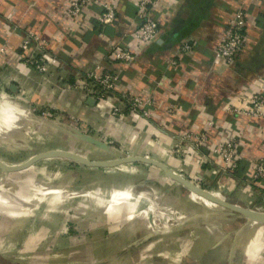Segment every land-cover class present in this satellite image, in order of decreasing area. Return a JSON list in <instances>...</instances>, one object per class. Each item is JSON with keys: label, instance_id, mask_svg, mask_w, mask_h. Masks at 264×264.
Masks as SVG:
<instances>
[{"label": "crops", "instance_id": "1", "mask_svg": "<svg viewBox=\"0 0 264 264\" xmlns=\"http://www.w3.org/2000/svg\"><path fill=\"white\" fill-rule=\"evenodd\" d=\"M71 1L0 0V148L29 153L17 162L0 158L17 164L55 149L92 160L148 155L217 195L263 210L264 181L251 182L249 177L253 161L264 158V113L253 117L233 109L247 110L248 99L264 83V0H159L152 14L160 29L148 46L135 39L139 0L97 1L78 17L67 12ZM103 1L112 3L117 13L115 22L105 26L98 23ZM238 9L245 13L246 45L233 62L219 61L215 47ZM30 31L47 40L48 55L57 59L45 74L27 63L21 48ZM185 39H193L194 50L176 57ZM127 43L136 55L131 65L111 57L115 48ZM172 59L178 63L170 64ZM90 71L118 72L121 92L151 99L149 116L126 105H122V116L113 115V107L121 104L115 94L90 102L86 93L73 87L79 76ZM188 133L208 134L203 149L183 138ZM87 136L109 147H97ZM230 138L239 141V174L222 171L223 160L212 155L214 147ZM47 162L60 165L55 175L50 174L52 178L35 188L26 185L27 180L33 181L28 178H20L23 187L16 185V175ZM166 191L202 207L206 214H183L177 226H159L148 203ZM192 194L159 167L145 162L91 167L49 158L18 172L0 170L1 206L32 203L43 207L47 216L40 221L45 234L39 248L45 251L30 264H38L34 260L40 264H128L135 251L173 236L187 251L186 263L256 264L247 251L253 239L250 228L264 229V225L250 223L223 207H210ZM211 215H221V226L227 218L245 221L235 232L213 235L202 229ZM49 249H55V255ZM14 262L8 259L7 263Z\"/></svg>", "mask_w": 264, "mask_h": 264}, {"label": "built area", "instance_id": "2", "mask_svg": "<svg viewBox=\"0 0 264 264\" xmlns=\"http://www.w3.org/2000/svg\"><path fill=\"white\" fill-rule=\"evenodd\" d=\"M101 0H72L68 7V14L71 17H78L87 5ZM159 0H139L137 3V19L138 28L135 31L136 42L142 46H148L156 39L160 24L153 16V8L157 6ZM117 19L116 8L112 3L103 1L102 12L98 17V23L105 26L115 22ZM247 42L246 38V21L243 9H238L228 25L225 26L222 35L215 47V59L226 63L233 62L243 51ZM195 43L193 39L183 40L181 46L176 51V57L180 53H190L194 50ZM26 53V61L39 73L45 74L50 69L52 63H56V57L48 55V42L41 35L34 31H30L23 41L22 47ZM111 57L121 61L127 65H131L136 55L127 43L124 47L115 48L111 53ZM177 59H172L170 64H177ZM120 77L118 72L113 71H90L83 76H79L73 83V87L77 88L87 96L94 97L97 101H103L111 94H115L121 104L113 107L112 113L115 116L124 114L122 105L129 107L132 112H143L142 115L149 116L148 106L151 105L149 97H141L138 95H127L121 92ZM249 107L244 110L235 106L233 111L237 113L250 114L253 117H261L264 113V83L261 90L254 93L248 99ZM47 115V111L42 112ZM184 139H191L194 145L199 149L208 140L207 133L185 134ZM239 141L236 138H230L225 143L218 145L212 149L214 157L223 160L224 165L221 168L225 173H232L239 166ZM207 158L208 155L203 156ZM251 182L264 181V158L253 161V172L249 177Z\"/></svg>", "mask_w": 264, "mask_h": 264}, {"label": "rangeland", "instance_id": "3", "mask_svg": "<svg viewBox=\"0 0 264 264\" xmlns=\"http://www.w3.org/2000/svg\"><path fill=\"white\" fill-rule=\"evenodd\" d=\"M0 155L8 161L17 162L24 160L27 156H29V153H16L10 150L5 152L3 148H0ZM59 167L60 165L56 162L41 163L31 172L16 175L17 177L15 176V178H13L17 183L16 185L22 187L24 183L23 181L19 182L20 178L33 179L31 182L27 180L28 182L26 185H30L32 188H35L36 185L40 184L41 181L43 182L46 178H52L50 177V174L55 175V172L59 169ZM26 190L28 192L30 191L28 187H26ZM1 192L3 193V191ZM192 195L194 198L204 201V203L210 207L214 206L223 210L221 206L207 201L195 194ZM154 197L156 198L148 203V205L153 208V213L156 212V223L161 227L170 226L172 224L177 226L180 224V217L183 214L191 216L195 214H206L202 207L198 208L197 205L184 203L180 197L168 193L167 191L160 192ZM4 207H0V264H8V259H12L15 262L20 261L21 263L19 262V264H30L29 260L39 257L42 254V251L43 253L45 251L44 248H39V239H41L43 234H45V232H41V229L44 227H41L42 223H40L42 219L46 220L47 217L44 214V208L32 203L23 204L21 206L9 203ZM205 208L207 209L208 206H205ZM211 210L212 211L210 212L216 213L214 209ZM260 211L264 212V209ZM67 217L70 218V214H67ZM82 217L84 219L87 218L86 216ZM52 219H54L53 221H56L55 216ZM219 219L221 220V215H217V217L211 215V217H208V219L205 220L202 225V229L212 233L213 235L214 233L220 234L223 232L232 233L237 231L239 226H241L245 221L241 219L239 220L233 218V220H231L227 218V220L222 221L221 226L218 224ZM178 229L179 228H176V230ZM250 229L251 233H253V239L250 248L248 247L247 250L250 252L249 256L253 257V261L256 264H264V229L258 226ZM31 239H33L34 242H31ZM180 241L181 240H178L177 236L161 238L158 242L156 241L157 243L152 245V247L146 246L143 249L135 251L128 264H191L188 262L186 263V259H188L186 254L187 251L185 247H181ZM23 242H27V245H23ZM49 250L52 251V255H55V249ZM99 254L104 256V251H100ZM245 261H247V259L244 257V262ZM15 262L13 264H15ZM32 263L40 264V262L36 260Z\"/></svg>", "mask_w": 264, "mask_h": 264}, {"label": "water", "instance_id": "4", "mask_svg": "<svg viewBox=\"0 0 264 264\" xmlns=\"http://www.w3.org/2000/svg\"><path fill=\"white\" fill-rule=\"evenodd\" d=\"M89 101L96 103L97 100L94 97L89 96ZM86 140L89 143L96 145L97 147H101V148L109 147L108 144H106L104 141H101L94 137L87 136ZM49 158L68 159L91 167H112L129 162L149 163L159 167L161 170L164 171V173L168 177L177 181L192 193H195L196 195L229 210L232 214H236L247 219L250 223H257L264 225V212L232 202L220 195H217L214 191L209 190L203 187L202 185H200L199 183L193 181L192 179H189L184 175H182L181 173H178L173 168L169 167L166 163L156 158L150 157L148 155L126 154L122 157H117L112 159L92 160L84 157L79 153H75L70 150L55 149V150L36 153L31 157H29L26 161L17 164L7 163L0 158V170L4 173L18 172L33 166L34 164L38 163L41 160H45Z\"/></svg>", "mask_w": 264, "mask_h": 264}, {"label": "trees", "instance_id": "5", "mask_svg": "<svg viewBox=\"0 0 264 264\" xmlns=\"http://www.w3.org/2000/svg\"><path fill=\"white\" fill-rule=\"evenodd\" d=\"M202 149H203V147H202ZM240 172H241V168H240V166H238L237 167V170L235 171V173H238L239 174ZM203 186L206 187L205 184H203Z\"/></svg>", "mask_w": 264, "mask_h": 264}, {"label": "bare ground", "instance_id": "6", "mask_svg": "<svg viewBox=\"0 0 264 264\" xmlns=\"http://www.w3.org/2000/svg\"><path fill=\"white\" fill-rule=\"evenodd\" d=\"M257 225H261V224H257Z\"/></svg>", "mask_w": 264, "mask_h": 264}]
</instances>
